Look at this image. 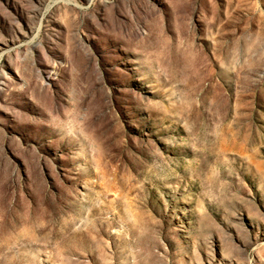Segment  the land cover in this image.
<instances>
[{"label":"rangeland","instance_id":"1","mask_svg":"<svg viewBox=\"0 0 264 264\" xmlns=\"http://www.w3.org/2000/svg\"><path fill=\"white\" fill-rule=\"evenodd\" d=\"M0 264H264V0H0Z\"/></svg>","mask_w":264,"mask_h":264}]
</instances>
